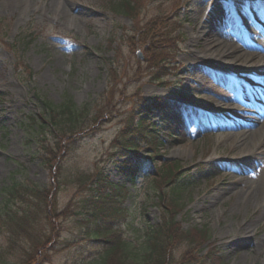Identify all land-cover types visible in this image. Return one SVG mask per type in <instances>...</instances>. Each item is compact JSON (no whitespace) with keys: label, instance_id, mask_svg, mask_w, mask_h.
Instances as JSON below:
<instances>
[{"label":"rangeland","instance_id":"374dc122","mask_svg":"<svg viewBox=\"0 0 264 264\" xmlns=\"http://www.w3.org/2000/svg\"><path fill=\"white\" fill-rule=\"evenodd\" d=\"M112 1L61 0L63 15L46 9L47 0L0 12V254L16 264L38 246L42 264H96L105 244L91 237L90 189L99 172L123 186L110 199L121 210L108 223L140 257L148 231L165 217L209 237L160 236L165 264H264V143L252 170L255 138L242 136L248 114L235 109L251 103L264 112V12L257 17L241 0L227 18L222 0H134L127 14ZM259 5L264 10V0ZM200 24L238 43L236 55L201 58L209 50ZM153 26L168 36L165 57L154 61L146 55ZM249 50L257 56L237 58ZM38 95L86 107L80 131L42 142L30 118L40 111ZM155 101L152 112L144 108ZM145 113L162 144L142 137L133 155L116 141L128 118ZM262 118L256 126L264 133ZM176 161L184 169L181 208L171 210L175 183H164L157 164ZM25 185L47 189L49 201Z\"/></svg>","mask_w":264,"mask_h":264},{"label":"trees","instance_id":"16d2710c","mask_svg":"<svg viewBox=\"0 0 264 264\" xmlns=\"http://www.w3.org/2000/svg\"><path fill=\"white\" fill-rule=\"evenodd\" d=\"M114 1H112V7H123L126 10L127 14L132 13L135 8L134 0H122L117 4ZM167 37L168 36L162 33V31L160 30V26H153L151 29V33L148 36L149 43L146 45L147 57L149 56V58L153 61L156 59L164 58L165 56L160 54V44H162L161 39L164 38L167 41ZM163 45L166 46V44ZM38 100L40 103V111L37 113V116L31 115L30 118L33 119L34 123L37 125L39 136H41L42 142H45L47 140V136H49V133L52 132L58 133L59 131H61L66 134H76L80 131V128H82L83 122L86 118V107H79L71 97L63 99L60 103H55L41 95H38ZM153 104L158 107L155 101L154 103L149 104L144 108L148 109L149 112H152L153 110L150 107ZM145 114L146 116L149 114V118L141 116L139 117V119H137V121H135L133 117L128 118V124H126V127L121 130L120 135L118 136L116 141V144L119 147H121L125 151L130 152L133 155L138 154L141 146L140 139L142 137L150 138L148 139V141L154 142L156 147L162 144V139L157 137L154 133L155 123L149 121L151 114ZM44 147L47 148L46 145ZM157 155L158 154L155 150H150V156L156 158ZM130 160H132V157H130ZM161 164L162 163L157 164V167L162 171L164 183H168L169 185L171 182L175 183H173L174 185H170L172 186L174 195H172V198H169L166 201V192L164 191V189H159V187L161 186V188H164V183H157V186L154 188V190H156L157 192L156 196L158 197L160 202H163L165 200L168 204V208H170L171 210H177L181 208L179 203V193L181 192L183 186V166L177 161L173 164H168L163 167H161ZM149 173L155 174L156 169H153L151 167ZM93 182H95V184L97 185L90 189V194L94 199L95 206L97 207L94 208V211L92 209V218L97 221V226L94 229V234L91 237L95 241H100L105 244L103 254L98 262H96V264H165L167 263V261L166 259L164 261L163 255L168 252V247L164 248V246L161 247L160 244H156V240L160 236L170 238L177 233L184 235L186 238H189L194 242L199 241L198 238H201V236L204 239L209 238L207 232H204V230H198V233H193V231H191L190 229L181 230L179 224L172 226L171 224H175V222L173 220H167L164 217L163 224L148 231L147 245L146 249L144 250L145 254L140 257L138 253H136L134 249H132L131 243L121 235L120 230L118 228L116 229L114 226L109 225L108 223V220L115 216V213L118 214L119 209L121 210V206L117 204L116 206L112 205L110 199L116 193L119 194V192L117 191L122 189L123 186L108 180L107 177L99 172L94 176ZM15 188L17 187H14V189ZM25 190L26 192L32 190L34 194L39 196V198H44L43 200H46L47 202L49 201L50 197L48 195L49 192L47 191V189H36L33 186L25 185ZM13 193L11 192V194ZM51 213H53V211L49 212V214ZM52 236L53 235L48 236V238L50 239L49 241L51 242L54 241V237ZM39 245V247H41L40 243ZM38 249L39 248L37 246L36 249L30 251L20 262L16 264H42L43 261L40 262L38 260L40 257L39 254L41 252ZM154 255H156V257L154 263H152L151 259ZM0 264H9V262L4 258V255L2 254H0Z\"/></svg>","mask_w":264,"mask_h":264},{"label":"bare ground","instance_id":"6f19581e","mask_svg":"<svg viewBox=\"0 0 264 264\" xmlns=\"http://www.w3.org/2000/svg\"><path fill=\"white\" fill-rule=\"evenodd\" d=\"M234 0H222L221 4L225 7L223 11H221L220 16H223L222 18H227L230 17V15L233 13L232 6ZM243 1V2H242ZM32 2V3H30ZM36 0H0V12H14L17 9L23 7L25 4H32L35 3ZM241 3L245 6L249 12L256 11V16L258 17L259 15H263V8L259 5V0H241ZM220 4V5H221ZM246 4V5H245ZM219 5V6H220ZM55 7L56 11H59L60 13L67 14V8L64 3L61 2V0H47L45 8L49 9V7ZM218 7V6H214ZM225 15V16H224ZM264 18V16H263ZM257 21V20H256ZM201 30L204 31L203 36H201L205 44L207 45V49L209 51L204 52L201 56V58H204L205 60H211L214 63L218 62L217 58H222V57H233L236 55L234 51L239 47V44L237 43H231V41L227 39H220L216 38L213 30L211 31L210 28L206 27L204 24H200ZM257 56L256 53L253 51H242V53L237 55L238 59H244L247 60L251 56ZM3 55L0 53V60H2ZM263 59V58H262ZM217 60V61H216ZM255 105L251 104L247 105V107H235V109H238L240 112L243 111V113L248 114L247 120L243 119L245 121V131H243L242 136H245L248 132L252 134L253 139L255 138L253 148L250 150L251 154L250 156H253L254 161L250 163L252 170L256 168L257 162H259L258 158L259 156H256L255 154L258 153L259 147L262 146L264 143V133L261 132L262 129L257 128L256 124L262 123L263 118L262 115L264 114L263 111L260 109H253ZM260 129V130H259ZM247 159L248 157L245 156ZM257 158V159H256Z\"/></svg>","mask_w":264,"mask_h":264},{"label":"water","instance_id":"95a60500","mask_svg":"<svg viewBox=\"0 0 264 264\" xmlns=\"http://www.w3.org/2000/svg\"><path fill=\"white\" fill-rule=\"evenodd\" d=\"M139 57H143V56H142V52H141L140 50H139Z\"/></svg>","mask_w":264,"mask_h":264}]
</instances>
